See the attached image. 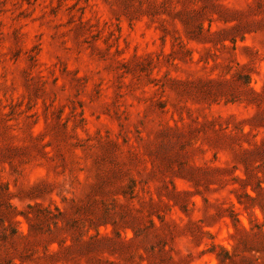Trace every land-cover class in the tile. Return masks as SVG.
I'll return each mask as SVG.
<instances>
[{
    "label": "rangeland",
    "instance_id": "374dc122",
    "mask_svg": "<svg viewBox=\"0 0 264 264\" xmlns=\"http://www.w3.org/2000/svg\"><path fill=\"white\" fill-rule=\"evenodd\" d=\"M0 264H264V0H0Z\"/></svg>",
    "mask_w": 264,
    "mask_h": 264
}]
</instances>
